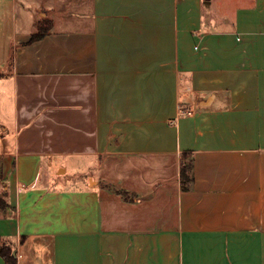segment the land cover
<instances>
[{"label":"crops","instance_id":"obj_1","mask_svg":"<svg viewBox=\"0 0 264 264\" xmlns=\"http://www.w3.org/2000/svg\"><path fill=\"white\" fill-rule=\"evenodd\" d=\"M5 80L18 264H264V0H0Z\"/></svg>","mask_w":264,"mask_h":264},{"label":"trees","instance_id":"obj_2","mask_svg":"<svg viewBox=\"0 0 264 264\" xmlns=\"http://www.w3.org/2000/svg\"><path fill=\"white\" fill-rule=\"evenodd\" d=\"M51 23V22H50ZM49 21H41L38 23V30L32 35V40L38 39L46 34L50 26ZM2 179V178H1ZM180 182L183 190H189L193 187L194 182V157L190 150L183 152L181 155ZM107 188L120 193L127 200H136L137 195L127 190L117 189L113 185L103 183ZM13 207L6 201L5 193L0 198V216L12 210ZM0 255L3 257L5 264H18L17 256L14 254L12 244L3 241L0 236Z\"/></svg>","mask_w":264,"mask_h":264},{"label":"rangeland","instance_id":"obj_3","mask_svg":"<svg viewBox=\"0 0 264 264\" xmlns=\"http://www.w3.org/2000/svg\"><path fill=\"white\" fill-rule=\"evenodd\" d=\"M9 81L5 80L4 83L2 85H0V105L2 104L3 101H6V96L3 94V91L8 90L7 88L9 87ZM6 87V89H4ZM8 104H5V107H7ZM70 176H68V179L70 180V184L73 185H78V181H74ZM2 182V179H0ZM0 182V198L3 197L4 194V187L3 184ZM10 210H8L7 212H9Z\"/></svg>","mask_w":264,"mask_h":264},{"label":"water","instance_id":"obj_4","mask_svg":"<svg viewBox=\"0 0 264 264\" xmlns=\"http://www.w3.org/2000/svg\"><path fill=\"white\" fill-rule=\"evenodd\" d=\"M16 254V252H14Z\"/></svg>","mask_w":264,"mask_h":264}]
</instances>
